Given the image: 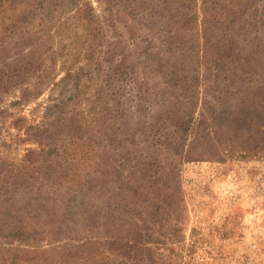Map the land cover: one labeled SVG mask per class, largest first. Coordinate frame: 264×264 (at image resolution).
I'll return each instance as SVG.
<instances>
[{
  "label": "rangeland",
  "instance_id": "374dc122",
  "mask_svg": "<svg viewBox=\"0 0 264 264\" xmlns=\"http://www.w3.org/2000/svg\"><path fill=\"white\" fill-rule=\"evenodd\" d=\"M0 224V264H264V0H0Z\"/></svg>",
  "mask_w": 264,
  "mask_h": 264
},
{
  "label": "trees",
  "instance_id": "16d2710c",
  "mask_svg": "<svg viewBox=\"0 0 264 264\" xmlns=\"http://www.w3.org/2000/svg\"><path fill=\"white\" fill-rule=\"evenodd\" d=\"M174 77L176 78L177 76L175 75ZM186 84H187V82L182 80V86L186 87L187 86ZM195 85H196V83H193V86H195ZM193 104H194V102H192V105ZM163 112H166V110H164ZM189 114L190 113H188V115ZM181 125H182V127L185 126V124H181ZM187 127H189V126H187ZM177 129H179V127ZM197 129L198 128H195V130H194L195 133L197 132ZM146 170H148V167H146ZM150 178H151L152 182H155V185L153 186V188L155 189L156 194L160 193V186H161L160 185V177L157 176V178H154V175L150 174ZM2 215H3V218L6 220L5 221L6 222L5 227H6L7 231L12 230L14 233H18L19 235H21V236H17V237H24V235L27 237V232L24 230V226H23V224H21V222L19 221L17 216L11 214L9 210H4ZM1 225L2 224H0V228H1Z\"/></svg>",
  "mask_w": 264,
  "mask_h": 264
}]
</instances>
